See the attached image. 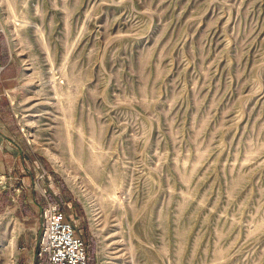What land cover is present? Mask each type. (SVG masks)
<instances>
[{
    "label": "rangeland",
    "instance_id": "obj_1",
    "mask_svg": "<svg viewBox=\"0 0 264 264\" xmlns=\"http://www.w3.org/2000/svg\"><path fill=\"white\" fill-rule=\"evenodd\" d=\"M43 202L92 264H264V0H0V264Z\"/></svg>",
    "mask_w": 264,
    "mask_h": 264
},
{
    "label": "built area",
    "instance_id": "obj_2",
    "mask_svg": "<svg viewBox=\"0 0 264 264\" xmlns=\"http://www.w3.org/2000/svg\"><path fill=\"white\" fill-rule=\"evenodd\" d=\"M40 230L34 247L35 264H88L87 247L60 206L43 202Z\"/></svg>",
    "mask_w": 264,
    "mask_h": 264
},
{
    "label": "bare ground",
    "instance_id": "obj_3",
    "mask_svg": "<svg viewBox=\"0 0 264 264\" xmlns=\"http://www.w3.org/2000/svg\"><path fill=\"white\" fill-rule=\"evenodd\" d=\"M32 91H34V90H32ZM57 97V96H56ZM32 97H28L27 98V103H31V101L32 100H35V98H32ZM37 99V98H36ZM33 105H34V103H32ZM32 104H30V105H32ZM32 115V114H31ZM49 155V154H48ZM50 157L52 158V160H53V162L54 163H56L60 168H61V170H62V172H64V174L67 176V177H69L68 176V170H67V168H65L64 167V163H63V161L57 156V155H55V154H53V153H50ZM70 182V181H69ZM15 224V223H14ZM15 226V225H14ZM12 237H13V235H12ZM9 241H11V244H12V250H13V260H12V264H16L17 263V251L15 250L16 249V237L14 236L13 238H11V240L9 239Z\"/></svg>",
    "mask_w": 264,
    "mask_h": 264
},
{
    "label": "trees",
    "instance_id": "obj_4",
    "mask_svg": "<svg viewBox=\"0 0 264 264\" xmlns=\"http://www.w3.org/2000/svg\"><path fill=\"white\" fill-rule=\"evenodd\" d=\"M87 253H88V252H87ZM90 254H92V250H90ZM91 260H92V259L89 260V257H88V264H92V263H91Z\"/></svg>",
    "mask_w": 264,
    "mask_h": 264
}]
</instances>
